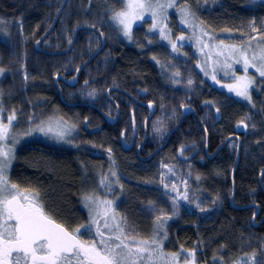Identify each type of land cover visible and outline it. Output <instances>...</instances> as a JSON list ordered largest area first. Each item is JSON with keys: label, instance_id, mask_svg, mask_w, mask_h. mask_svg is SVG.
Segmentation results:
<instances>
[{"label": "trees", "instance_id": "16d2710c", "mask_svg": "<svg viewBox=\"0 0 264 264\" xmlns=\"http://www.w3.org/2000/svg\"><path fill=\"white\" fill-rule=\"evenodd\" d=\"M116 1L66 0L53 26L56 32L52 31L49 35L51 37L47 36L43 41L45 47L52 50L67 47L68 44L65 43L67 30L62 27V18L65 16L67 18L64 25L70 28L71 34L76 27L88 26L99 30L101 14L115 13ZM250 1L246 0L243 4V0H223L220 10L210 15L202 14V22L212 23L210 24L212 28L210 26L209 28L215 33L228 30L231 34L228 40H234L236 31L234 26L242 24L247 17L254 16L258 19L264 17V3L251 5ZM62 2L63 0H0V34L10 32L11 26L15 25L14 27L23 30L25 37L39 38L38 31H44L49 26ZM79 4L82 5L81 8H78ZM93 10L95 15L92 14ZM17 21L19 24H16ZM21 23L25 24L24 28L21 27ZM137 28L149 36L142 26ZM100 31L103 32L102 29ZM79 33L71 51L57 56L59 60L54 64L49 62L51 56L33 49L28 52L25 59L29 58L30 65L27 69L36 77L35 82L23 83L27 89L23 87L13 94L2 96L1 103L8 102L12 109L19 112L17 116L20 123H29L33 117L39 116L45 119L48 113L50 115L48 119L53 123H60L73 129L71 137L73 140L71 139L69 148L53 147L51 144L45 145L37 141L30 143L19 137L22 143L13 153L14 160L8 172L9 184L17 185L21 194L29 195L35 200L34 203L42 207L47 216L71 231L80 228L81 225H87L86 212L82 209L85 196L95 190L101 195V189L107 191V187L110 192L107 194L111 196L107 200L114 203L113 208L118 206L126 218L135 223L136 228L146 235L143 240L153 237L154 235L150 233L155 234L157 227L155 223L140 215L139 210L149 202H158L160 209L169 216L157 231L163 241V248L156 245V249L177 254V260L182 263L186 260L190 264L238 262L264 264V97L260 103L258 116L259 130L257 128L256 134L249 135L245 127L243 132L237 131L242 120L235 105L220 106L217 115L210 94L205 90L195 93L189 105L195 112L197 111L201 123L193 116L185 117L183 122L175 127L165 146L158 149L162 148L160 151L165 156L164 161L179 176L177 181H182L186 185L187 202L174 208L168 202L161 203L159 191L143 185L152 182L155 173L153 170L148 172L137 164L134 167L126 163V161L135 163L137 156L123 151L118 146V137L122 136L118 128L124 130L125 122L134 119V107L128 95L137 98L144 96L145 92L156 94L157 90L163 87L164 97L159 100L158 106L160 105L162 109L164 119L162 124L156 125L155 130L163 137L178 122L180 109L184 104H188L186 98L190 96L172 85L163 86L162 74L165 70L161 69L156 61L147 57L143 47L129 45L128 38H121L118 31L117 37L114 34L111 37L108 31L107 34L111 37L108 48L111 50L110 54H107L108 59L103 62L106 73L100 76V72L95 70L99 60L96 62L92 60L80 74V82L85 81L87 85L83 86L81 83L77 85L84 88L85 94L88 95L90 93L88 91H93L91 82H94V91L102 93L105 102L90 100L84 95L79 96L74 89L58 81L67 104L62 103L58 88L52 79L57 75H63L66 79L72 76V67L67 71L62 70L61 66L66 63L64 58L76 56L80 63L79 56L84 55L82 52L94 50L99 41L98 35L93 31L81 29ZM83 33L88 35L87 39ZM21 36L15 37V41L11 43L16 51L17 61L22 57V49L31 47L30 44L23 45ZM141 43H145L143 35ZM147 46L152 47V44L148 43ZM75 49L77 51L73 54ZM100 55L103 56L104 52ZM152 57L156 59L153 55ZM56 65L60 66L61 70ZM92 68L95 71L87 77L86 74ZM102 80L106 85L101 88L96 84H100ZM112 87L124 90V94H118L121 95V100L117 99L120 105V119L113 126L106 122V117H109L106 115L108 108L104 107L105 104L112 106L106 98V91ZM209 90L210 93L212 90L217 91L212 88ZM169 100L171 102H168ZM20 102L24 105L22 108L19 106ZM74 102L86 105H68ZM34 113L37 114L34 116ZM211 117H214L213 120ZM221 117L226 121L218 122ZM142 120L138 118L139 124ZM201 124L208 136L207 143ZM235 134L240 139L238 153L236 149L234 151L229 148L231 142L237 148L236 140H231L216 152L222 141ZM32 135L43 136L37 132ZM162 140L161 138V141H155L159 145ZM108 150L110 157L104 153ZM214 153L215 155L210 157ZM112 160L117 161L113 164ZM71 167L73 173L69 176L67 171ZM115 169L121 172V179L115 173ZM232 195L233 206H252L244 209L233 208L230 204ZM257 209L259 213L253 225L251 220ZM101 219L104 221L103 217ZM146 226H150L149 231ZM192 253L194 256L190 255Z\"/></svg>", "mask_w": 264, "mask_h": 264}, {"label": "rangeland", "instance_id": "374dc122", "mask_svg": "<svg viewBox=\"0 0 264 264\" xmlns=\"http://www.w3.org/2000/svg\"><path fill=\"white\" fill-rule=\"evenodd\" d=\"M152 2L155 3L156 0H152ZM170 2L174 4L173 7L158 10L156 24H158V22H161L160 28H152L153 20L151 18L150 12L146 13L143 19L136 20L133 23V25L136 24L137 26H140L139 24H141V26L145 30H147L144 32H148L149 34L151 33V35L149 36L144 35L142 29L141 31H139V29L136 28L132 31L130 38L129 35L124 34L123 26L112 19L116 12L124 10V4L122 3V0L116 1L117 9L115 13L107 14L103 12L101 14V27H103L104 33H108L109 31L111 37L112 34L117 37L118 31L121 37H123L124 39L128 38L129 45L138 48L145 46V43H141L142 35L145 38V42L152 44L154 47L158 45L157 51H147L146 53L149 59L156 61L158 66L161 69L165 70V73L162 74L164 82L163 86H174V88H177V90L189 95L191 101L193 96L196 95V92H204L205 90L207 94H210L209 97L213 100L212 103L216 108L214 112L217 115H219L218 109H221L220 106L225 105L224 107H228L231 105H235L238 109L237 113L242 120V123L240 125L244 126L245 129L248 130L249 135L251 133L256 134L259 130L257 124L260 112V103L262 101V98L264 97V77H261L254 67H249L247 73H245L243 59L244 57H247L250 64H256L257 66L261 63L259 56L261 54V50L264 49V17L259 19L254 16L250 18L247 17V20H245L242 24L233 27L236 30L234 32V40H228L231 35L228 30H226L225 32H221V30L219 33H215L214 31H212V29L209 28V26L211 27L212 23H210V25L207 21L206 23L202 22V14L210 15L213 12L220 10L223 0H159V3L161 4H167ZM191 2L193 4H191ZM245 2L246 0H243V4ZM262 3H264V0L250 1L251 5ZM81 6L82 5L79 4L78 8H81ZM92 14L95 15V10L92 11ZM66 18V16L65 18H62V27L63 29L67 30V38L65 37L66 41L65 39L64 41L66 44H68L71 40L72 34L69 31L70 28H66L64 25ZM1 23L4 24V22ZM16 24H19L18 21L16 22ZM24 25L21 23L22 28H24ZM14 26H11L10 32L6 31L3 34H0V69L3 70L2 72H0V101L3 100V94H13V92L21 90L23 87L27 89V87L24 86L23 83L32 84L36 79V77L27 69V67H29L30 65L29 58L25 59L26 54L28 55V52L33 49L32 47L34 43V36L29 39L24 36L23 30L21 31L19 27L16 26V28ZM51 26L52 25L50 24L47 30H49ZM115 28H117V31H115ZM52 29L43 38L42 41H44L46 37L55 30ZM161 29H163V35L161 34ZM152 31L154 35H152ZM20 35H22L21 39H23V45L27 46L28 44H30L31 47L27 46V48L22 49V57L17 61L15 59L16 51L11 43L15 41V37ZM83 35L85 36V39H87L88 35L84 33ZM54 37L56 38V36ZM98 45L99 41L96 43L95 48H97ZM174 45L175 47H173ZM43 47H45V44L43 45ZM76 51V49L73 50V54ZM59 55H52V57L49 58V62H51V64L57 62L59 60L57 56ZM152 55L156 57V59L153 58ZM254 55L257 57V59L253 61L252 57ZM108 57L109 55L104 53L103 56L100 55L97 59L99 61L96 63L95 70L100 72V76H103L104 72L106 73V69L103 67V62H105ZM77 59L78 58H76V56L69 57L68 59L64 58V63H66L61 66L62 70L67 71L72 67V71L77 72V67L80 65ZM238 60L240 61V63H237ZM71 64L73 65L71 66ZM56 67L61 70L60 66L56 65ZM95 70L92 68L91 71H87L89 74L87 73L86 76L88 77L92 75V72ZM213 76L215 77V79H213ZM55 78L56 77H54L52 81H54ZM98 78L99 77H97V81ZM238 78H244V80L251 79L252 83L247 89L248 98H246L245 96L237 95L236 91L229 90L228 86H235L237 84L243 83V80H239ZM190 81L191 83H189ZM91 83V89L93 91H88L90 92L88 95L85 94V91L83 90L84 88H82L81 86L75 87L74 85L73 87H69L73 88L79 96L84 95L88 96L90 100L105 102L103 101L104 99L102 93L99 94L100 92L94 91V82ZM99 83L100 84L96 85L100 86L101 88L106 85V82L104 80ZM53 84H55V82H53ZM210 88L217 91L212 90V92L210 93ZM157 91L160 94L158 97L159 103V100L164 97L163 87H161V90L159 89ZM59 99L62 102L61 96H59ZM108 102L110 103V101ZM168 102L171 101L169 100ZM74 103L77 105H86L79 104L77 102ZM169 104L170 103H168V105ZM19 106L22 108L24 105L20 102ZM93 106L95 107V105ZM154 106L156 108V112L157 106L155 104ZM104 107L108 108V113H112L114 111V107L110 106L109 104H105ZM162 107H164V105H162ZM15 110L12 109L8 102H0V122H2L3 124H7L9 116H11L13 113L15 114V116L17 115V111ZM36 114L37 113H34L33 115L35 116ZM154 116L155 115L153 114L152 118H154ZM49 117L50 115L46 113L45 119L47 120L42 118V116L33 117V119H30L31 121L26 124L20 123L19 117H17L16 120L12 121V126L9 129L8 139L5 141H0V151L11 150L10 166L5 171V176L7 177L8 184V172L14 160L13 153L22 143V139L20 140L19 137H22L25 141H37L45 145L51 144V146L53 147L71 146L70 143L72 139L71 137L73 129L62 126L60 123L55 124L52 120L48 119ZM162 117V109L159 105L158 112L154 119V126L163 123L164 117ZM138 118L143 119L142 116ZM138 118L136 119L138 120ZM213 118L214 117H211L210 119L213 120ZM42 120L45 121L42 122ZM222 120L226 121L225 118L222 119L221 117L218 122ZM38 124H40V126L43 124L42 127L45 129V131L42 132L36 130ZM155 128L156 127L152 128V139L154 140V137L157 136L155 140L161 141V138L164 139V137L166 136L164 142L167 143L169 141L170 132L165 133V136L162 137L159 135L160 133L155 131ZM171 129H169L168 131H170ZM29 130H32L31 134H27ZM215 130L218 131V129ZM33 131L34 133L37 132L43 134V136L32 135ZM227 139L228 137L225 140ZM225 140L222 141V143H224ZM230 141H228L227 143H229ZM125 142L127 143L126 140ZM227 143L223 144L222 147H224ZM229 148L232 150H239L238 147L235 148V144L233 142L229 144ZM109 152L110 150L104 153L106 156L110 157ZM157 153L158 150L155 151V156ZM158 154L159 156L151 163L154 168L153 171L155 172L154 178L152 179V182H146L143 185L145 187L154 188L159 191L158 195L161 198V203L168 202L172 207L178 208L179 205L187 202L186 185L182 181H177V179H179V176L176 175L173 169L166 164V162L164 161L165 156L162 154V152H159ZM67 173L69 176L72 175V167L71 169H68ZM116 174L121 179V172H117ZM106 190L107 191L101 189V195L96 193L98 190H95L94 192L86 195L91 197L90 201H86L85 199L83 200L82 209L84 211L86 209L87 211V225L81 227L80 232L77 235L82 236L85 239L84 242L91 244L95 241L97 245H99L100 237L97 235V229L99 228V231L104 233L105 238L109 236L115 237L116 235H121V238L125 239V241L128 243H132L133 238H135V240L137 241H148L149 243L144 246L153 250L151 259L148 258V253H145L144 260L140 261V264H190L186 260L183 263L179 262L177 260V254L175 253L165 251L164 249L163 251H161L162 249H156V245L163 248V241L159 238L157 231L158 229H161L162 224L165 223V219L169 216L168 213L160 209V203L154 201L149 202V204L141 206L139 210L140 215H142L152 223H155L157 227L155 234L150 233L154 235L153 237L143 240L146 235L144 233H141L140 230L136 228L135 223L126 218L125 213L119 210L118 206L113 208L114 203L107 200L111 197L107 194V187ZM21 195L28 196L29 199L35 202V200L29 195ZM84 203L85 205L88 204V207H86ZM101 217L104 218V221L103 219H101ZM105 224H107L108 227H105ZM146 227H148L149 231L150 226ZM83 228L86 230H84ZM82 230L85 232L87 231L88 233L89 231H91L93 237L90 234H85ZM120 230H122V233ZM153 238L154 240L152 241ZM111 242L113 244L118 243V241H115L114 239ZM173 255H175V259H173ZM235 264L243 263L238 262Z\"/></svg>", "mask_w": 264, "mask_h": 264}, {"label": "snow or ice", "instance_id": "6c2138e0", "mask_svg": "<svg viewBox=\"0 0 264 264\" xmlns=\"http://www.w3.org/2000/svg\"><path fill=\"white\" fill-rule=\"evenodd\" d=\"M122 3L124 10L116 12L112 19L123 26L125 35H130L132 24L143 19L149 12L153 20L152 28L155 29L158 10L174 6L171 2L161 4L159 0L155 3L152 0H122ZM161 34L163 35V29ZM256 59L254 55L252 60ZM259 59L261 63L257 66L250 64L247 57H244L245 73L249 67H254L264 77V49L261 50ZM238 79L243 80V83L230 85L229 90L248 98L247 89L252 83L251 79ZM13 120L14 113L8 117L7 124L0 122V141L8 139ZM36 130L45 131L42 126H37ZM10 151H0V264H140L145 253L151 259L153 250L144 246L148 241H137L133 238L132 243H128L121 235L105 238L98 228L99 245L95 241L88 244L78 239L80 228L70 233L57 224L45 214L41 206L28 196H22L17 185L8 184L5 171L10 166ZM84 199L90 201L91 197L85 196ZM85 206L88 207V204ZM105 227L108 225L105 224ZM113 239L118 243L113 244ZM190 255L194 256V253ZM175 258L173 255V259Z\"/></svg>", "mask_w": 264, "mask_h": 264}, {"label": "flooded vegetation", "instance_id": "af4514ba", "mask_svg": "<svg viewBox=\"0 0 264 264\" xmlns=\"http://www.w3.org/2000/svg\"><path fill=\"white\" fill-rule=\"evenodd\" d=\"M63 3V2H62ZM62 5V4H61ZM53 21L54 20H52L51 22H50V24L51 25H53ZM50 24H49V26H50ZM152 24H153V22H152ZM140 26H141V24H139ZM48 26V27H49ZM160 26H161V22H158V24H157V26L156 27H159L160 28ZM47 27V28H48ZM138 26L136 25V24H132V28H131V32H130V38H131V34H132V31L134 30V29H136ZM47 28L45 29L46 30V32H47ZM54 28V27H53ZM78 27H76L73 31H72V37H71V41L70 42H72V40H73V37H74V39H75V42H76V39H77V37L79 36V32H81V30H79L78 32H77V34L76 35H74V33H75V30L77 29ZM100 29H102L103 30V27H101V28H99V30H97V29H95V28H93V30H90V31H93V32H95L97 35H98V38H99V45L97 46V48H95L94 50H89V52H82V54H84V55H89V56H87V57H85L84 55H82V56H79V59H81V61H80V65L77 67V69L79 70L82 66H83V68H82V70L79 72V74H78V77H77V83L75 84V87L78 85V84H80L81 83V85H87V82H85V81H83V82H80V74H81V72L84 70V68H86V66L88 65V64H90V62L92 61V60H95V62L97 61V59L99 58V56H100V54L102 53V52H104L105 54H110V50H111V48H108V45L110 44V39H111V37L107 34V33H104V31L103 32H101L100 31ZM44 30V31H45ZM53 30V29H52ZM44 31H38V36H39V34H40V36H39V38H37L36 36L34 37V43H33V49L36 51L37 50V47H36V42L37 41H39L40 40V38H41V34L44 32ZM153 32V31H152ZM45 33V32H44ZM122 38V37H121ZM70 42L68 43V45H67V47L69 46V44H70ZM74 42V43H75ZM148 44V42H145V46L143 47V50L145 51V52H147V51H149V52H151V51H155L156 49H158V45L157 46H153L152 45V47H148L147 46V44ZM73 46V45H72ZM102 46V48H100ZM67 47L66 48H64V49H60V50H57L56 52H63V51H65L66 49H67ZM71 50V49H70ZM69 50V51H70ZM47 52H53V51H50V50H47ZM69 52H67V53H57V54H49V53H46L48 56L50 55H59V54H62V55H65V54H68ZM45 54V55H46ZM147 54V53H146ZM150 54H152V53H150ZM49 56V57H50ZM148 57V56H147ZM51 58V57H50ZM76 68V67H75ZM68 74L70 75V72H68ZM75 74H76V72H73V74H72V76L71 77H69V78H65L66 80H69V79H71L73 76H75ZM59 82H61L62 80H58ZM54 82V81H53ZM63 82V84H65V85H67L68 87H69V85L67 84V82H64V81H62ZM55 85V84H54ZM56 86L58 87L59 86V84L57 83L56 84ZM73 87V86H72ZM23 89V88H22ZM59 89H60V87H59ZM73 89V88H72ZM61 91V90H60ZM15 92H17V91H15ZM118 94H124V90H122V89H120V88H115V87H112V88H110L109 90H107V92H106V98L108 99V101H110V103H111V105H112V107H114V111L112 112V113H108V114H106L107 116H109V117H115L116 116V114H117V111H118V118H117V121H116V123L118 122V120L120 119V115H121V113H120V105H119V101L117 100V99H119V100H121L120 99V97H121V95H118ZM159 93L157 92L156 94L155 93H151L150 94V92H145L144 93V96H142V97H133V96H131V95H128V98H129V100H130V102H131V104H132V106L134 107V112H133V120H130L129 122L127 121V122H125V124H126V126H124L123 127V129L124 130H121L120 128H118L119 130H118V132L120 133V134H122V138L120 137H118V146L123 150V151H125V152H131V153H133L135 156H137V161L135 160H133L135 163H131V161H126V163L127 164H129V165H133L134 167H136V164H137V166H139V167H142V169H144L145 171H151V170H153L154 168H153V166L151 165V163L159 156V152H161L160 150L162 149H160V150H158L162 145H163V143H164V141H165V137H164V139L162 140V142H161V144H159V145H157V142L155 141V140H152V128L153 127H156V126H154V119H155V116H156V114H157V112H158V109H159V106L157 105L158 104V97H159ZM190 98L188 97V98H186V102L188 103V104H186V105H189L190 103H192L191 102V99L189 100ZM151 103H154L156 106H157V110H156V112L154 113V118H150V119H148L147 120V118H148V116H149V109H148V107H147V104H151ZM137 111V112H136ZM17 113V112H16ZM19 113V112H18ZM18 113H17V115H18ZM15 116V120L17 119V117L18 116ZM140 116H142V118H143V120H142V122H141V124H139V121L136 119V118H138V117H140ZM147 120V121H146ZM179 120H180V115H179ZM179 120H178V122H179ZM106 122H107V120H106ZM178 122H176V124L174 125V126H172V129L170 130V131H168L167 133H169V132H171V134L169 135V138H170V136L172 135V133H173V131L175 130V126L178 124ZM108 123V122H107ZM115 123V124H116ZM132 123H133V125H132ZM115 124H113V125H115ZM39 125V124H38ZM37 125V126H38ZM112 125V124H111ZM112 125V126H113ZM157 128V127H156ZM156 128H155V130H156ZM33 133H34V131H33ZM131 137H132V139H131ZM46 139V138H45ZM120 139V140H119ZM145 139V140H144ZM125 140L127 141V143L128 144H130L131 146H126V145H124L123 144V142H125ZM143 140H144V143H143ZM165 146V145H164ZM69 148V147H68ZM37 150H40V148H37ZM158 150V153L156 154V156H155V151H157ZM124 152V153H125ZM206 155H207V153H206ZM117 161V160H116ZM116 161H114V160H112V163L113 164H115V162ZM77 165H78V163H77ZM79 166H80V164H79ZM81 167V166H80ZM81 170H82V167H81ZM117 172H119L118 170H116L115 169V173H117ZM81 239V238H80ZM81 241H82V239H81Z\"/></svg>", "mask_w": 264, "mask_h": 264}, {"label": "water", "instance_id": "95a60500", "mask_svg": "<svg viewBox=\"0 0 264 264\" xmlns=\"http://www.w3.org/2000/svg\"><path fill=\"white\" fill-rule=\"evenodd\" d=\"M65 2H66V0H63V3H62V6H61V8H60V10L58 11V14H57V16L55 17V19H54V22H53V25L51 26V28L42 36V38L39 40V41H37L36 42V47H37V51H39V52H42V53H49V54H57V53H67L70 49H71V47H72V45H73V43H74V37H73V40H72V42L69 44V46L67 47V49L65 50V51H63V52H47L46 50H44V49H42V48H40V43H41V41L43 40V38L51 31V29L53 28V26H54V24H55V22L57 21V19H58V17H59V15H60V13H61V11H62V8H63V6H64V4H65ZM79 29L80 28H77L76 29V31H75V33H74V35H76L77 34V32L79 31ZM83 29H88L87 27H84ZM100 48H102V46L100 47ZM82 68H83V66L76 72V74H75V76L74 77H72L70 80H66L63 76H57L55 79H54V82L55 83H57V80H62V81H64V82H67V84L69 85V86H74L76 83H77V77H78V74H79V72L82 70ZM59 94H60V96H61V100H62V102L63 103H66L65 101H64V99H63V96H62V94H61V91H60V89H59ZM67 104V103H66ZM68 105H70V106H74V105H77V104H74V103H72V104H68ZM147 107H148V109H149V116H148V118H147V120L148 119H150L151 117H152V115L154 114V112H155V106H154V104H147ZM118 111H117V114H116V116L114 117V118H112V117H106V120H107V122L108 123H110V124H115L116 123V121H117V118H118ZM190 115H193L197 120H199L198 119V115H197V113L195 112V110L193 109V107L192 106H189V105H187V106H184V107H182L181 108V118H180V121H179V123L177 124V127L182 123V121H183V119L185 118V117H187V116H190ZM146 120V121H147ZM202 128H203V125H202ZM203 130H204V128H203ZM172 132V131H171ZM171 132H170V134H171ZM204 132H205V136H206V143H207V140H208V137H207V133H206V131L204 130ZM238 132H243V127H239L238 128ZM232 139H235L236 141H237V143H238V149H239V146H240V139H239V137L236 135V136H231V137H228V139L227 140H225V142L224 143H222L221 145H220V147L218 148V150L216 151V152H218L220 149H221V147H222V145L223 144H225V143H227L228 141H230V140H232ZM123 144L124 145H126V146H131V145H129L128 143H126V142H123ZM164 144H165V142H164ZM164 146V145H163ZM205 151H206V153H207V144H206V146H205ZM215 152V153H216ZM215 153L213 154V155H211L210 157H213L214 155H215ZM237 153H238V150H237ZM237 159H238V155H237ZM264 171V170H263ZM262 174H263V172H262ZM261 174V175H262ZM261 175H260V177H261ZM230 204H231V206L233 207V208H235V209H244V208H248V207H251L252 205H250V206H247V207H237V206H233V195H232V197H231V199H230ZM258 213H259V210L257 209V211H256V213H255V215H254V217H253V219H252V222H254V219L256 218V216L258 215ZM57 223V222H56ZM57 224H60V223H57ZM61 225V224H60ZM258 225V224H257ZM61 226H63V225H61ZM64 227V226H63ZM65 228V227H64Z\"/></svg>", "mask_w": 264, "mask_h": 264}, {"label": "bare ground", "instance_id": "6f19581e", "mask_svg": "<svg viewBox=\"0 0 264 264\" xmlns=\"http://www.w3.org/2000/svg\"><path fill=\"white\" fill-rule=\"evenodd\" d=\"M91 106V105H90ZM159 230V229H158Z\"/></svg>", "mask_w": 264, "mask_h": 264}]
</instances>
